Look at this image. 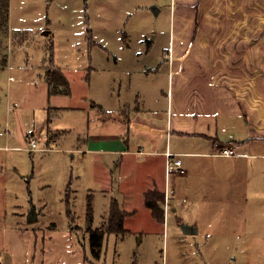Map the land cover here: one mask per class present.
Listing matches in <instances>:
<instances>
[{"label":"rangeland","instance_id":"rangeland-1","mask_svg":"<svg viewBox=\"0 0 264 264\" xmlns=\"http://www.w3.org/2000/svg\"><path fill=\"white\" fill-rule=\"evenodd\" d=\"M184 1L10 0L9 28L0 33V64L8 54L12 65L9 74L0 70V262L8 255L14 264H264L262 179L246 183L248 188L239 181L244 176L236 174L231 192H210L204 186L199 192L178 190L165 227L143 226V218L125 233H107L96 256L86 231L87 201L91 199L93 210L90 227L96 228L108 216L112 201L117 198L121 204L124 198L119 192H101L93 155L77 152L76 139L83 130L118 131L114 120L101 123L98 116L115 114H99L92 107L89 130L86 115L81 121L62 112L59 119L67 133L41 151L26 149L29 142L14 134L12 104L5 94L8 77L19 80L41 72L49 39L53 63L67 71L73 91L87 88L88 99L112 109L120 95L122 101H134L135 93L126 86L137 79L138 63L160 60L156 55L173 39L177 16L186 10ZM191 1L194 6L197 0ZM22 28L32 31H24L19 44L13 34ZM84 74L87 78H81ZM159 78L160 85L166 83ZM23 113L27 125L32 124V112ZM7 115V130L13 134L8 139ZM34 207L40 213L29 223L26 216ZM173 208L184 220L197 222L202 235L184 238ZM140 227L144 232L137 230Z\"/></svg>","mask_w":264,"mask_h":264},{"label":"crops","instance_id":"crops-1","mask_svg":"<svg viewBox=\"0 0 264 264\" xmlns=\"http://www.w3.org/2000/svg\"><path fill=\"white\" fill-rule=\"evenodd\" d=\"M181 5L186 10L177 16L179 23L170 44L156 55L160 60L138 63L137 79L126 86L135 93L134 101H122L120 95L116 107L109 109L101 104V111L88 99L87 88L75 93L70 85L69 95L49 94L44 73L48 66L47 43L52 38L45 44L42 71L35 77L9 79L5 92L12 104L16 138L28 142L33 134L41 150L49 149L67 133L59 119L62 112L69 111L81 121L86 115L89 130L92 107L99 114L107 110L115 114L98 116L101 123L114 120L118 131H79L75 150L93 155L92 168L101 192L123 195L121 204L116 200L126 214V231L143 218V226L165 227L171 199L178 190L199 192L204 186L210 192H231L236 174L244 176L239 178L244 187L260 179L264 184L260 173L264 170V0H197L194 6L191 0H185ZM176 19L174 14V22ZM24 31L32 30L16 29L13 34L19 44ZM59 67L70 84L67 71ZM2 69L7 74L12 69L8 54L0 64ZM159 76L166 83L160 85ZM28 111L33 118L30 125L23 113ZM9 119L7 115L4 122L6 139L13 137L7 130ZM59 131L62 133L48 140L49 132ZM42 141L44 146L40 145ZM215 143L237 146L243 155H215ZM166 151L181 159L183 172L166 175ZM155 188L165 194L162 221L145 203V193ZM32 209L36 218L29 221L27 214L29 223L36 221L40 213L37 207ZM171 211L174 215L177 212L175 208ZM179 215L175 216L177 226L195 228L188 233L180 228L184 238L202 235L197 222ZM137 230L142 231V227ZM0 264L14 261L6 255Z\"/></svg>","mask_w":264,"mask_h":264},{"label":"trees","instance_id":"trees-1","mask_svg":"<svg viewBox=\"0 0 264 264\" xmlns=\"http://www.w3.org/2000/svg\"><path fill=\"white\" fill-rule=\"evenodd\" d=\"M9 8H10V0H0V33L7 27L9 21ZM91 39V36L88 37ZM91 42H94L91 40ZM47 47V67L45 70V80L49 87V94L53 93H62L69 95L71 93V87L68 79L64 75L63 71L59 66H55L53 63V51L54 46L52 41L48 43ZM5 59V58H4ZM87 78V74L85 75ZM92 105L98 107L101 111L103 107L94 101H92ZM62 133L61 131L55 133L48 134V140L52 139L54 135H58ZM67 192L70 191V185L68 184ZM145 203L147 207L151 210L152 214L157 217L158 220L162 221L163 219V209L162 205L164 204V193L159 190L152 189L145 193ZM92 204L91 199L87 201L86 207V220L89 223L86 231L89 234V241L91 249L94 255L99 256V250L102 246L103 239L105 234L107 233H124L126 231L123 225V219L125 217V212L119 208L118 202L115 199L111 203V209L106 219V222L101 226L96 228H91L90 224L93 220L92 215Z\"/></svg>","mask_w":264,"mask_h":264},{"label":"built area","instance_id":"built-area-1","mask_svg":"<svg viewBox=\"0 0 264 264\" xmlns=\"http://www.w3.org/2000/svg\"><path fill=\"white\" fill-rule=\"evenodd\" d=\"M9 79H13V77L10 76ZM28 142H29V146H25V148L30 151L42 149L41 147L38 146L37 139L33 134H30L28 136ZM213 154L219 155V156H227V157L243 155L237 151V146H232V145H227V144L222 145V144H217V143H215V151L213 152ZM165 155H166V160H165L166 175L173 173V172H181V171L183 172L181 159L174 158L169 151H166Z\"/></svg>","mask_w":264,"mask_h":264},{"label":"water","instance_id":"water-1","mask_svg":"<svg viewBox=\"0 0 264 264\" xmlns=\"http://www.w3.org/2000/svg\"><path fill=\"white\" fill-rule=\"evenodd\" d=\"M35 218H36V216H35V210L32 209V210L28 213L27 219H28L29 221H31V220H34ZM181 226H182V230H183L184 232H186V233L191 232V231H195V228H193V227L190 226V225L182 224Z\"/></svg>","mask_w":264,"mask_h":264}]
</instances>
